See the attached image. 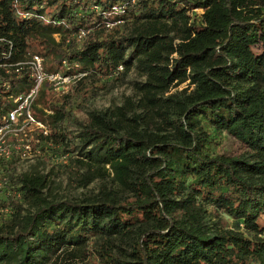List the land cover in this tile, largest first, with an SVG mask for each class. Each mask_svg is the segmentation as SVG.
Masks as SVG:
<instances>
[{"label":"trees","instance_id":"obj_1","mask_svg":"<svg viewBox=\"0 0 264 264\" xmlns=\"http://www.w3.org/2000/svg\"><path fill=\"white\" fill-rule=\"evenodd\" d=\"M0 38L3 109L31 86L11 65L31 54L77 75L60 99L40 88L34 115L38 103L53 114L34 147L64 156L75 143L62 166L76 187L100 180L55 198L45 174L13 179L18 158L0 160V264H264V0H0ZM132 67L138 98L78 119L86 95ZM222 130L246 153H214Z\"/></svg>","mask_w":264,"mask_h":264},{"label":"rangeland","instance_id":"obj_2","mask_svg":"<svg viewBox=\"0 0 264 264\" xmlns=\"http://www.w3.org/2000/svg\"><path fill=\"white\" fill-rule=\"evenodd\" d=\"M195 12H201V9H194ZM116 23H109L105 27L111 29ZM57 40H59V35L55 34ZM145 81V76L135 67H132L125 78L118 80L115 83L104 82L102 87H99L95 94L86 95L83 105L75 110V114L79 120L85 121L87 119L86 112L92 109H104L109 106L121 105L126 97L138 98V93L136 92L135 83ZM187 81L174 85L170 88L169 92H175L177 90L181 91L186 87ZM43 86L48 89L49 96L51 98L60 99L70 88V84L61 89H55L52 84L48 82L44 83ZM168 92V93H169ZM36 108L42 110L39 117L47 118L49 115L53 114V111L49 108L43 107L40 103L36 104ZM43 113V114H42ZM36 116V115H35ZM40 119L38 116H36ZM41 120V119H40ZM43 121V120H42ZM46 125L47 131L50 130L51 126L46 121H43ZM67 130L71 136L75 137V142L77 141L76 133L78 126L76 123H69L67 125ZM35 137V136H34ZM212 139V149L214 153H222L227 155H240L246 153L247 148L238 141L235 137L229 135L225 131L214 132ZM34 139V138H33ZM35 141V139H34ZM33 141V143H34ZM75 143L72 144L70 152L64 156H55L47 154L43 151L36 153L32 158L26 160H17L14 166L10 169L12 178L20 176L24 172H38L45 174L48 179V187L44 192L55 198L68 197H84L91 191L95 190L100 184V180H95L91 182L87 187H76L75 179L77 176L74 173L73 168H68L62 166L68 156H72L76 153L74 149ZM13 184L14 181L12 180ZM5 192H0V202L5 199ZM9 210L4 207H0V214L8 213ZM212 220H218V224L230 228L233 226L232 218L227 214L220 212L212 215ZM88 264H97L95 261H89Z\"/></svg>","mask_w":264,"mask_h":264},{"label":"built area","instance_id":"obj_3","mask_svg":"<svg viewBox=\"0 0 264 264\" xmlns=\"http://www.w3.org/2000/svg\"><path fill=\"white\" fill-rule=\"evenodd\" d=\"M106 25H109L106 24ZM84 31L78 34L81 38ZM1 39V38H0ZM19 64H26L31 86L16 95L11 96L12 106L3 109L0 106V160H8L14 155L18 160L32 158L40 150L34 147V135L47 133L45 123L38 119L33 112L34 101L44 83L52 84L55 89L67 87L77 75H65L60 71L48 72L43 66V59L38 54H31L23 62H15L11 65L18 70ZM6 65L0 63V66ZM122 69L121 66L118 68ZM79 73L78 75H82ZM5 83L0 82V87Z\"/></svg>","mask_w":264,"mask_h":264}]
</instances>
